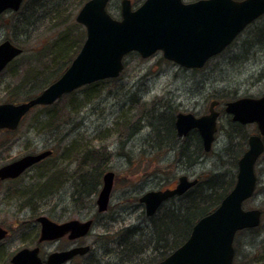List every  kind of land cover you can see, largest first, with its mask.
Listing matches in <instances>:
<instances>
[{
    "label": "rangeland",
    "instance_id": "rangeland-1",
    "mask_svg": "<svg viewBox=\"0 0 264 264\" xmlns=\"http://www.w3.org/2000/svg\"><path fill=\"white\" fill-rule=\"evenodd\" d=\"M121 1L108 2L107 11L114 19L120 18ZM130 1L134 7L143 2ZM182 1L190 3L196 0ZM77 2L78 0L67 1L65 7L71 5L69 9L66 8L67 11L64 8L65 21H61V26L40 23L30 30L29 36L20 33L21 26L17 27L19 24L14 22L16 17L9 13L4 15L0 23V43L8 40L21 48L22 54L16 58V72L10 66L0 74V103L8 102L18 95L20 98L16 102H25L42 91L32 88L44 74L41 71L45 68L51 72L56 69L50 62L48 64L49 54L45 53L44 57L42 48L49 50V45L59 33H70L73 41L82 37V33L85 38V29L81 25L80 28L74 26L79 25L75 21L81 8L76 9ZM260 30L264 32V16L247 27L229 49L207 62L203 70L182 69L165 60L161 52L148 59H141L136 53L129 54L124 59V70L117 79L102 81L96 86L87 85L64 95L55 105L31 109L15 134L0 133V166L48 149L53 154L16 181L0 182V223L14 229V225L31 222L29 219L34 213L47 214L55 222L73 218L76 212L71 203L74 193L78 191L79 195L76 196H81L86 208H89V202L95 201L101 190L103 175L113 172L110 212L98 219L85 239V244L90 245L96 241L95 248L100 247V255L104 254L102 259L108 257L105 256L107 250L112 251V255L115 254V258H106L101 264H127L131 260L135 263L158 256L162 251L160 249V253L153 254V226L142 215L138 198L150 190L170 187L181 175H187L190 179L198 178L200 182L213 175H219L225 183L234 179L237 168L235 152L240 148L239 145H243L245 135L252 128L237 130L224 112V103L264 95V78L259 79L260 70L264 66V33L259 37L257 31ZM29 71L31 75L28 74ZM21 84L23 86L16 90L15 87ZM35 90L37 92L33 93ZM212 100L220 102L215 109L219 113L218 132L212 150L208 154L200 153V159H196L199 152L197 153L192 140H189L191 145L187 146L184 154L186 158L180 159L185 143L182 147L174 146L171 140L164 143L167 138L164 129V133H159L163 134L159 142L156 139L158 134L148 125L151 117L157 116L156 114L161 121H167L170 116L175 118L177 113H191L200 117L207 114ZM40 107L52 109L43 111ZM46 113L52 118L53 124L49 122L50 118L44 116ZM88 152L98 159L102 171L98 175L99 185L91 193L83 194L82 188H76L82 182H79V177L91 175L92 166L87 172L85 166L79 170L78 165L81 166L84 159L86 162ZM193 161L196 164L190 166ZM55 168L60 173L57 177L53 175L55 178L50 183L52 188H39L38 185L45 183L44 178L39 179L40 176L46 173L52 175ZM261 169L263 188L256 189L253 198L244 203L245 209L264 206V165ZM176 205L177 202L168 203L154 219L173 212ZM95 211L88 210L84 216ZM129 230L136 237L129 234ZM257 233L260 240L257 235V240L250 246L242 244L236 247V264H264V223ZM239 237L243 243L245 236ZM31 238V231L26 226L15 231V234L13 230L1 246L3 252L0 259L30 245ZM125 240L126 247H131L128 251L124 247ZM134 241L140 244L141 252L147 249V255L141 256L136 251L131 253L133 244L136 243ZM121 245L124 247L123 252L119 249ZM55 246H48L46 251Z\"/></svg>",
    "mask_w": 264,
    "mask_h": 264
},
{
    "label": "water",
    "instance_id": "water-1",
    "mask_svg": "<svg viewBox=\"0 0 264 264\" xmlns=\"http://www.w3.org/2000/svg\"><path fill=\"white\" fill-rule=\"evenodd\" d=\"M23 0H0V16L6 11L17 12ZM109 0H88L78 11L75 21L85 29V40L68 68L53 83L26 102L0 104V130L15 131L27 113L37 106H51L64 95L84 86L116 79L124 69L123 59L137 53L148 59L157 52L185 69H201L212 57L228 47L247 26L264 15V0H144L133 9L130 0L120 2V18L107 11ZM22 49L9 41L0 43V73ZM211 101L208 113L195 117L178 113L174 126L178 137L196 130L203 150L208 153L217 132L215 111ZM224 111L233 122L256 124L264 137V95L244 97L225 103ZM263 151L258 136H251L248 149L237 162L236 181L232 190L210 214L200 218L185 242L157 264H232L233 240L238 231L259 226L260 212L244 210L243 202L253 196L256 177L254 164ZM51 150L28 154L0 167V180L15 179L26 170L49 157ZM114 173L107 172L96 199L97 210L105 212L113 186ZM197 180L182 176L172 190L149 191L139 202L146 216H152L167 199L183 195ZM41 225L39 242L59 239L69 233L70 239L89 233L90 221L71 220L55 223L38 218ZM5 232L0 229V240ZM88 248L53 253L46 264H63ZM12 264H42L38 248H24L12 258Z\"/></svg>",
    "mask_w": 264,
    "mask_h": 264
},
{
    "label": "trees",
    "instance_id": "trees-1",
    "mask_svg": "<svg viewBox=\"0 0 264 264\" xmlns=\"http://www.w3.org/2000/svg\"><path fill=\"white\" fill-rule=\"evenodd\" d=\"M68 0H24L22 2V5L19 9L18 12H5L1 15L0 17V23L2 22L4 15L9 13L12 14V16L16 17V20L14 21L15 23L19 24L18 26H21L20 28V33H22L25 36H29L31 34L30 30H33L36 28V26L40 23H47L48 25H53L54 27L61 26V21H65L64 14L69 9L70 5L68 4L66 7V3ZM86 1L88 0H78L76 4V9L80 8ZM66 11H65V9ZM79 10V9H78ZM71 16V14H70ZM254 24V23H253ZM16 26V25H15ZM74 26L80 28V25L74 24ZM257 31V35L260 37L263 31L261 32ZM71 35L70 33H64L63 34H58L56 39L51 43L49 50L46 51L44 50L45 47L42 48L44 54V57H46L45 53L49 54L50 61H48V64H53L55 66V70L52 72L48 69L45 68L41 72L44 73L41 75L40 78L37 80L39 81L36 83L35 87H32L33 89H40L43 90L45 87L50 85L52 82L57 80L60 75L67 69V67L70 65L72 60L75 58L77 53L79 52L83 42H84V33H82V37L77 38L76 41H73L72 38H70ZM263 35V34H262ZM258 38V37H257ZM262 39V38H260ZM264 39V38H263ZM234 43V42H233ZM232 43V44H233ZM232 44L230 46H232ZM230 46L227 48L229 49ZM226 49V50H227ZM225 52V51H223ZM222 52V53H223ZM40 53V54H41ZM221 53V54H222ZM132 54V53H131ZM219 54V55H221ZM129 55V54H128ZM218 55V56H219ZM216 56V57H218ZM215 58V57H214ZM50 62V63H49ZM16 59L9 64L7 68L12 66V68L16 72ZM14 64V65H12ZM205 68V67H204ZM203 68V69H204ZM202 69V70H203ZM4 70V71H5ZM3 71V72H4ZM197 71V70H194ZM261 74L259 79L264 78V66L261 68ZM2 72V73H3ZM1 73V74H2ZM31 71H29V75ZM43 76V77H42ZM45 76V77H44ZM107 81V80H105ZM37 82V81H36ZM102 81L94 83L93 86H96L100 84ZM23 86V84L16 86V90L20 89ZM33 89H31L33 91ZM37 90H35L33 93H36ZM40 93V92H38ZM37 93V94H38ZM35 94V95H37ZM32 95L29 94V96ZM34 95V94H33ZM67 96V95H66ZM64 97V96H63ZM62 97V98H63ZM226 97V96H225ZM18 98H20V95L17 97L15 96L14 99H10L8 102L5 103H17L16 101H19ZM31 99V98H30ZM28 100V99H27ZM56 104V103H55ZM54 104V105H55ZM54 107V106H53ZM42 108L43 111H47L49 109H52V107H40ZM157 116L151 117V121L148 122L149 127L152 129L154 133H157L158 135L156 136L157 141L161 142V138L163 136L159 135V133L163 132V129L165 130V135L166 139L164 143L171 142L174 146L182 147L184 142L183 140H180L176 137L175 129H174V120L175 118L173 117H168L167 121L165 120H160L158 114ZM44 116H47L46 118H50L49 122L53 124L52 118L49 116L48 113L44 114ZM46 125V123H45ZM233 126L237 128V130H240V125L233 123ZM19 129V128H18ZM57 130V129H55ZM16 132V131H15ZM15 132H8V131H3V134L6 135H13ZM243 139V138H242ZM185 140H192L194 142L195 147L197 148V155L196 159H200L202 156V148H201V142L199 136L196 134V132H191L189 136ZM243 145H239L240 148L235 152V165L237 164L238 159L242 155L243 151L245 150V138L243 139L242 142ZM202 153V154H200ZM97 157V156H96ZM186 158V156L183 154L180 155V159ZM50 158V157H49ZM49 158L45 159L48 160ZM86 162L83 160L82 165H78V169L82 168L85 166L87 168V172L89 171V168L92 166V174L84 177H79V182L80 185L78 184L76 188L83 189V194L85 193H91L95 186L99 185L98 182V175L102 171V167L98 165V159L93 156V153H87L86 155ZM45 160L40 162L39 164L43 163ZM87 164V165H86ZM192 164H196L195 161L192 162ZM79 170L77 172H79ZM60 173V170H57L55 168V171L52 173V175L47 173L45 175H42L43 177H40L39 179L45 180V183H42L39 186V188H42L43 186L47 189H51L52 185L50 184L53 178L57 177V175ZM55 177H54V176ZM234 179H231L227 183H225L219 175H213L209 179L203 181V182H198L193 188H191L186 194H184L178 201V205L175 206V209L173 212L165 213L163 215L164 217L159 218V219H154L150 218L148 220L151 221L152 226H153V237H152V244L151 248L156 249L159 248L161 249L158 253H160V258L158 259L159 261L164 259L169 253H171L173 250L178 248L189 236L191 229L193 225L202 217L208 215L211 213L221 202V200L228 194V192L232 189L234 185ZM84 186V187H83ZM78 192V191H77ZM74 193L75 196L76 194L79 195L78 193ZM174 208V207H173ZM129 234L132 233L134 237H136V234L134 232H130ZM124 247L126 249L127 241H125ZM136 242V241H134ZM171 242V243H170ZM139 243H134L133 244V251H136L139 253V255L142 256L144 252H147V249L140 251L141 247L139 246ZM124 247L121 248L124 249ZM135 252V253H136ZM136 253V257H137ZM135 259V258H134ZM136 263V262H135ZM149 264H152L153 261L147 262ZM144 263V264H147Z\"/></svg>",
    "mask_w": 264,
    "mask_h": 264
},
{
    "label": "flooded vegetation",
    "instance_id": "flooded-vegetation-1",
    "mask_svg": "<svg viewBox=\"0 0 264 264\" xmlns=\"http://www.w3.org/2000/svg\"><path fill=\"white\" fill-rule=\"evenodd\" d=\"M219 104H220V102L218 101V104L215 106V109H216V107L219 106ZM228 116L230 118L231 123H236V122H233L232 121L230 115H228ZM218 117H219V113H218ZM218 117H217V121H218ZM236 124L240 125V128L241 129L242 128H246V127L252 128V131L249 132V133H247L245 135V150L243 151V153L248 149V140H249V138L251 136H258V137H260V139L262 141V144H263V151L259 155V157L257 158V160H256V162L254 164V174H255V177H256V185H255V190H254V194H255V191H256L257 188H259V190H261L263 188V187H261L262 186L261 185L262 184V182H261L262 179H261L260 173H261V170H262L261 169V166L264 165V137L260 135V133L258 131V127H257L256 124H246V125H242V124H239V123H236ZM216 126H217V122H216ZM174 129H175V126H174ZM191 132H196V134L199 136V134H198V132L196 130L190 131L185 137H182V138H179L177 136V134H176V137L178 139H180V140H183V142L185 143V147H182V152H184V154H185V152H186V150L188 148L187 146L191 145V143L188 140H185L189 136V134ZM217 132H218V127H217ZM217 132H216V134H217ZM0 133H3V132L1 131ZM175 133H176V130H175ZM216 134H215V136H216ZM199 138H200V136H199ZM200 142H201V138H200ZM213 144H212V146H213ZM201 148H202V151L204 152L203 147H202V142H201ZM196 150H197V148H196ZM211 150H212V148H211ZM243 153H242V155H243ZM52 154H53V151H52ZM52 154L50 155V157L52 156ZM204 154H208V153H205L204 152ZM184 163H183V165H184ZM4 165H2V166H4ZM37 165H39V164H37ZM37 165H35V166H37ZM189 165L192 166V163H190ZM236 167H237V164H236ZM29 170L25 171L22 175H25ZM236 170H237V168H236ZM182 176L187 177L189 180H197L199 182V179L198 178L190 179L189 176H187V175H181V176H179L177 178V181L175 182V184L171 185L170 187L164 188V189H159V190H150V191L172 190V189H174L177 186L178 179L180 177H182ZM20 177H18L16 179L0 180V182H13V181H16L17 179H19ZM235 181H236V175H235ZM235 181H234V185H235ZM193 187L194 186H192L191 188H193ZM191 188H189L184 194H186ZM183 195H181V196H174V197H171V198L165 200L159 206V208L157 209V211L152 216H150V217L146 216L145 211H144V205L139 202L140 197L138 198L137 203H138V206L142 209V215L145 218L150 219V218L155 217V215H157L159 213V211L162 209V207L166 206L168 203H176V202L178 203L179 199ZM253 196H252V198H253ZM83 199H85V198L83 197ZM96 199H97V197H96ZM96 199H95V201H92V203L89 202V204H90L89 205V208H86L85 201H82V197L81 196H72L71 203L73 204L72 205L73 206V209H75L76 212H75V215H74L73 218H69V219L64 220V221L55 222V221L52 220L51 217H48L47 214H44V213L35 214L34 213L30 217L29 220H31V222L27 223L28 225L25 224V222H24L23 224H20L18 226L17 225H14V229H11L9 227L3 226L0 223V229L5 232L4 237L0 240V251H1L0 252V255L3 252V250H1V246H2L3 242L10 237V235H11V233H12L13 230H14V234H15V231L18 232V231H20L22 229L23 226H26L27 229L31 231V236H32V238H31L32 239V242H31L30 245H25V246L19 248L18 250H16L9 257H7L5 259H0V264H12V258L14 257V255L18 251H20V250H22L24 248H27V249L38 248V256H39L42 264H46V261L48 260V257L51 254H53V253L68 252V251H71V250H74V249L86 248V247L88 248L86 250V252H84L82 254H76V255H74L72 258H70L68 261L64 262L63 264H101L106 258H108V260H111V259L115 258V254L112 255L113 252L107 250V251H105V253H106L105 256H108V257H106L105 259H102L101 256H103L104 254L103 255H100V249H99L100 247L97 248V249L95 248L96 247V241H95V243L90 244V245L85 244V239L90 235L91 230L97 224L98 219L104 218L106 215H108V212H110V211H108L110 209V204L109 203H108V206H107V210L105 212H99L97 210ZM109 201H110V198H109ZM126 208H128V207L126 206ZM92 209H95L96 211L93 212L92 214L90 213L87 217L84 216L85 213H87L88 210L90 211ZM246 210H249V209H246ZM250 210H258L260 212L259 226L257 228H251V229L242 230V231L238 232L235 235V238H234V241H233V247H234L233 264H236V261H237V251H236V247H238V246L240 247V245H242V244L244 246H250L252 243H254V241L257 240V235H258L257 231L260 230L261 225L264 223V206H263V208L261 207V208L250 209ZM41 216H44V217L48 218L49 220H51V221H53L55 223H64V222H68V221H71V220H77V221H80V222L90 221L91 228H90L89 233L86 234L83 237H79V238H75V239H70L69 238V233H68L65 236H63V237H61L59 239H56V240L39 242L41 225L38 222V218L41 217ZM239 236H245L243 243L241 242V238ZM249 239H250V241H249ZM259 240H260V236H259ZM125 241H127V240H125ZM53 245L54 246L57 245V246H55L54 248H52V250H50V251H46V248L48 246H52L53 247ZM97 246H99V245L97 244ZM129 248H131V247H129ZM129 248L126 247V250L128 251ZM119 249H120L121 252H123V250H124L121 247ZM152 250H153V254L155 252H157V253L159 252V248H157V250L156 249H152ZM132 251H133V249H131V253H132ZM144 254L147 255V252H144ZM132 257L133 256H131L130 258L132 259ZM134 258H135V256H134ZM134 258H133V260H134ZM159 258H160V254H158V256L155 255L153 257V259H151L149 261H147L145 259L142 262L140 260H138V261H136L137 263H134V261L131 260L132 262L131 261H128L127 264H144V263L151 262V261H153L152 264H157V263H159L161 261V260L160 261L158 260ZM106 264H110V263H106Z\"/></svg>",
    "mask_w": 264,
    "mask_h": 264
},
{
    "label": "bare ground",
    "instance_id": "bare-ground-1",
    "mask_svg": "<svg viewBox=\"0 0 264 264\" xmlns=\"http://www.w3.org/2000/svg\"><path fill=\"white\" fill-rule=\"evenodd\" d=\"M40 177H43L42 175Z\"/></svg>",
    "mask_w": 264,
    "mask_h": 264
}]
</instances>
